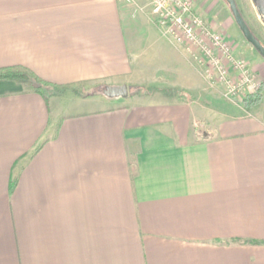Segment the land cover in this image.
<instances>
[{
  "label": "crops",
  "instance_id": "crops-1",
  "mask_svg": "<svg viewBox=\"0 0 264 264\" xmlns=\"http://www.w3.org/2000/svg\"><path fill=\"white\" fill-rule=\"evenodd\" d=\"M129 2L0 0V70L128 89L62 104L0 81V264H264L244 243L264 242V109L213 116L203 56Z\"/></svg>",
  "mask_w": 264,
  "mask_h": 264
},
{
  "label": "rangeland",
  "instance_id": "rangeland-1",
  "mask_svg": "<svg viewBox=\"0 0 264 264\" xmlns=\"http://www.w3.org/2000/svg\"><path fill=\"white\" fill-rule=\"evenodd\" d=\"M237 7L242 14L244 20L246 21L247 25L249 26L250 30H252L254 33V36L261 41V44L264 46V23L261 21L256 9L253 0H235ZM194 10L199 8L202 4V0H192ZM210 4V12L211 16H213V19L215 23L220 25V29L218 31H215L213 27L208 24L211 31L220 33L228 40L229 44H231V47L233 49V54L235 57L241 61H244L246 64L249 65V67L252 69V71L256 74V76L259 78V80L263 83L264 87V58L246 41L244 38L241 30L237 26L234 17L231 13V10L225 0H210L208 1ZM208 4V5H209ZM203 5V4H202ZM128 12L132 15L133 18H141L143 22L146 24L144 25V28H151L154 26L158 30H164L160 28L156 22L153 16L151 15V5L150 0H130L128 3ZM224 10L229 16V23L226 25V23H223L225 21V17H221V11ZM205 11V10H204ZM199 15V14H198ZM138 22V21H136ZM221 25L223 27H221ZM241 46H244L249 50L250 55H252L253 60L246 59V58H239L236 56V48H240ZM186 49V48H185ZM150 50V49H149ZM142 52L141 61L143 64L147 63L149 59L151 58V51ZM198 55H200L199 51H196ZM156 55V54H155ZM202 55V54H201ZM197 58H200L197 56ZM197 63H200L201 66L203 64L201 63L200 59H197ZM205 74L211 77L208 74L207 69L205 68ZM108 87L104 86H91V85H77L70 87L69 89L62 90L63 95L61 96L62 100L60 101L62 104L66 103H73L77 100V98H83L87 99L90 97H93L95 95H104L105 91ZM211 92L210 94L206 95V103L209 104L212 115L219 114L224 112H227V114L231 115H244V111L242 108V97H234L231 96L228 92V89L226 85L223 82L219 81L218 76L215 74H212L211 77ZM139 91H143L142 89ZM133 93H135V90L133 89ZM54 97V95H53ZM51 97V98H53ZM50 98V99H51ZM203 98V96H202ZM264 100V96H263ZM264 102V101H263ZM263 102L261 104V107L259 109H256L249 113V115H258L261 108L264 109ZM84 106V105H83ZM89 108H93L97 105L93 104H87ZM79 110V108H76ZM259 110V111H258ZM67 112L72 111V109H66ZM247 115V114H245ZM215 119V118H214ZM218 119V118H217ZM208 125V123H207Z\"/></svg>",
  "mask_w": 264,
  "mask_h": 264
},
{
  "label": "built area",
  "instance_id": "built-area-1",
  "mask_svg": "<svg viewBox=\"0 0 264 264\" xmlns=\"http://www.w3.org/2000/svg\"><path fill=\"white\" fill-rule=\"evenodd\" d=\"M150 5L156 24L177 45L193 54L199 51L208 74H216L231 96L243 101L263 87L249 65L235 57L225 36L211 31L196 14L192 0H150Z\"/></svg>",
  "mask_w": 264,
  "mask_h": 264
},
{
  "label": "trees",
  "instance_id": "trees-1",
  "mask_svg": "<svg viewBox=\"0 0 264 264\" xmlns=\"http://www.w3.org/2000/svg\"><path fill=\"white\" fill-rule=\"evenodd\" d=\"M252 31V30H251ZM253 32V31H252ZM254 34V33H253ZM261 42V41H260ZM0 81H13L17 82L25 87L27 91H32L36 94L41 95L47 102L53 95L59 90H66L70 87H60L52 84H48L40 80L35 74L28 70L7 68L0 70ZM147 94L164 93L169 97L178 96L182 92L174 91L171 89H149L146 90ZM264 87L257 91L256 94L247 96L242 101V108L246 112L252 111L254 108L259 107L263 102ZM252 243L256 245H264V242H244Z\"/></svg>",
  "mask_w": 264,
  "mask_h": 264
},
{
  "label": "water",
  "instance_id": "water-1",
  "mask_svg": "<svg viewBox=\"0 0 264 264\" xmlns=\"http://www.w3.org/2000/svg\"><path fill=\"white\" fill-rule=\"evenodd\" d=\"M231 10L234 20L241 30L246 41L264 58V46L261 42L254 36L246 21L244 20L242 14L240 13L235 0H225ZM255 9L264 23V0H253ZM105 96L110 99L116 98H127L128 89L126 86L121 87H108L105 91Z\"/></svg>",
  "mask_w": 264,
  "mask_h": 264
}]
</instances>
